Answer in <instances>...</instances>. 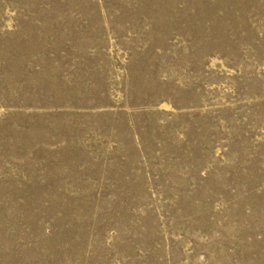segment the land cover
<instances>
[{
	"label": "rangeland",
	"instance_id": "1",
	"mask_svg": "<svg viewBox=\"0 0 264 264\" xmlns=\"http://www.w3.org/2000/svg\"><path fill=\"white\" fill-rule=\"evenodd\" d=\"M0 264H264V0H0Z\"/></svg>",
	"mask_w": 264,
	"mask_h": 264
},
{
	"label": "bare ground",
	"instance_id": "2",
	"mask_svg": "<svg viewBox=\"0 0 264 264\" xmlns=\"http://www.w3.org/2000/svg\"><path fill=\"white\" fill-rule=\"evenodd\" d=\"M226 1V0H225ZM196 2V1H195ZM232 3H234V2H232ZM182 5V4H181ZM211 14V13H210ZM186 16V15H185ZM193 17V16H192ZM197 17V16H196ZM200 19V18H199ZM205 21V20H204ZM178 22V21H177ZM200 25V24H199ZM167 106V105H166Z\"/></svg>",
	"mask_w": 264,
	"mask_h": 264
}]
</instances>
